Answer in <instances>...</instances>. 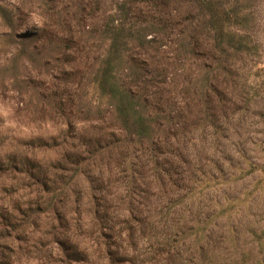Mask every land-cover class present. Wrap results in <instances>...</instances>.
I'll use <instances>...</instances> for the list:
<instances>
[{"label":"rangeland","instance_id":"374dc122","mask_svg":"<svg viewBox=\"0 0 264 264\" xmlns=\"http://www.w3.org/2000/svg\"><path fill=\"white\" fill-rule=\"evenodd\" d=\"M227 1H239L249 16L243 31L258 53H233L223 61L210 33L195 23L190 0H0L14 16L11 26L0 13V254L13 256L11 264H53L46 251L57 245L46 234L51 219L41 203L45 196L59 194L61 208L68 194L73 221L88 222L85 210L96 196L92 187L101 186L98 179L113 180L107 166L99 161L88 166V159L76 155L97 128L100 102L93 76L109 44L102 29L112 15L117 22L148 26L152 41L133 44L130 56L148 62L153 89L165 87L176 96L209 72L211 105L216 104L210 124H198L203 122L194 106L191 132L182 140L191 146L190 166L200 179L178 208L188 204L201 211L205 228L233 224L243 230L241 240L264 238V0ZM191 35L198 38L196 54L185 47ZM26 40H32L39 61L12 60ZM220 63L232 66L236 76ZM16 64L18 76L11 71ZM106 117L110 133L116 123L109 110ZM114 158L128 159L126 153ZM134 162L139 168L140 160ZM60 179L70 183L63 186Z\"/></svg>","mask_w":264,"mask_h":264},{"label":"trees","instance_id":"16d2710c","mask_svg":"<svg viewBox=\"0 0 264 264\" xmlns=\"http://www.w3.org/2000/svg\"><path fill=\"white\" fill-rule=\"evenodd\" d=\"M190 2L197 12L195 23L200 22L210 33L223 61H229L233 53H258V45L243 31L249 16L243 14L239 1ZM0 13L14 26L10 10L0 5ZM147 29L126 20L117 22L114 15L102 29L109 44L93 76L100 102L94 119L97 128L94 137H84V149L76 155L81 156L80 161L88 159V166L98 161L107 166L113 180L98 179L101 186L92 187L96 196L92 195L85 210L88 222L82 217L79 222L73 221L66 206L72 200L67 193L62 192L67 199L61 208L59 194L51 190L55 194L45 196L41 203L51 219L46 234L51 236L52 245H57L48 248L46 254L53 264H264L263 237L251 242L241 240L243 230L233 224L205 228L201 211H191L188 204L178 208V203H186L193 184L200 179L195 167L190 166L191 146L182 144L191 132L188 117L194 106H199L203 124H198H210L209 111L216 104L211 105L208 71L193 86L180 88L176 96L165 87L152 88L148 62L130 56L133 44L143 47L152 41L147 39L151 33ZM196 40L191 35L185 43L189 53L196 54ZM31 43L26 40L12 60L26 57L39 61ZM220 64L226 74L236 76L232 66ZM13 67L17 69L11 71L18 76V64ZM103 103L108 105L107 110L102 108ZM108 110L116 123L110 133L105 125ZM126 148L133 151L128 153ZM137 151L140 156L133 154ZM118 153H126L128 159L114 158ZM84 154L86 158H82ZM86 171L85 166L82 173ZM59 181L63 186L70 183ZM41 183L45 187L48 182ZM13 260V256L0 254V264Z\"/></svg>","mask_w":264,"mask_h":264}]
</instances>
